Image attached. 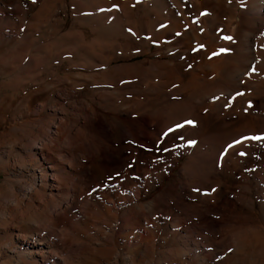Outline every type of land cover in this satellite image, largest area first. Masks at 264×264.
Here are the masks:
<instances>
[{
  "label": "rangeland",
  "instance_id": "1",
  "mask_svg": "<svg viewBox=\"0 0 264 264\" xmlns=\"http://www.w3.org/2000/svg\"><path fill=\"white\" fill-rule=\"evenodd\" d=\"M19 4L25 10L16 14V24L0 23V54L15 49L22 61L11 64H19L12 76L15 82L0 75V140L7 146L11 138L21 140L27 128L10 131L9 125L11 120L20 123L14 116L27 113L30 103L18 106L13 100L16 93L34 91L31 77L49 64L56 80L72 78L83 84L75 87L80 108L100 105L90 94L118 91L115 98L129 101L131 107L124 117L129 136L121 143L128 148L107 151L106 165L110 170L124 164L137 170L154 164L164 170L162 182H155L145 199L159 198L162 236L176 232L166 218L167 211H174L184 227L177 233L186 243L202 232L208 244L205 261L191 248L179 264H264V61L239 80L229 74L194 78L189 61L176 53L168 58L169 46L160 50L150 45V37L157 40L162 29L146 21L143 0H19ZM49 46L52 53L47 58L38 55ZM65 49L69 55L56 56ZM234 58L244 69L240 57L232 53L224 58L226 66L236 64ZM69 87L60 84L56 93ZM50 92H40L31 104L43 102ZM118 132L110 133L108 145L119 146ZM5 178L1 173L0 180ZM201 225L205 229L200 230Z\"/></svg>",
  "mask_w": 264,
  "mask_h": 264
},
{
  "label": "bare ground",
  "instance_id": "2",
  "mask_svg": "<svg viewBox=\"0 0 264 264\" xmlns=\"http://www.w3.org/2000/svg\"><path fill=\"white\" fill-rule=\"evenodd\" d=\"M143 5L146 21L162 29L157 40L150 37V45L160 50L169 46L167 57L172 59L176 53L189 61L194 78L229 74L239 80L264 61V0H143ZM24 10L19 0H0V23L14 26L16 14ZM44 50L38 55L52 53L51 46ZM230 53L240 57L244 69H239L235 58L236 64L226 66L224 58ZM16 55L15 49L0 54V75H14L19 64H11L19 60ZM4 63L7 68H2ZM52 67L49 64L33 74L34 91L12 98L18 106L30 103L27 113L14 116L20 123L9 121L10 131L27 128L21 140L11 138L8 146L0 140V174L6 177L0 180V264H179L191 248L205 261L208 244L202 232L186 243L177 233L184 230L181 219L167 211L176 232L163 237L159 198L145 202L151 186L162 182L160 166L130 170L124 164L110 170L106 165L107 151H127L121 143L129 136L124 117L131 112L130 102L116 99L118 91L90 94L92 101L98 97L100 105L80 108L75 87L83 84L72 78L56 80ZM60 84L70 87L56 93ZM48 89L46 100L31 104L32 98ZM48 111L51 116L46 119ZM116 131L119 146L112 147L107 139Z\"/></svg>",
  "mask_w": 264,
  "mask_h": 264
},
{
  "label": "snow or ice",
  "instance_id": "3",
  "mask_svg": "<svg viewBox=\"0 0 264 264\" xmlns=\"http://www.w3.org/2000/svg\"><path fill=\"white\" fill-rule=\"evenodd\" d=\"M188 123H192V121H188ZM177 127H181L180 125H178ZM254 139H260V137H253ZM238 143H239V141H238ZM242 155H243V153H242Z\"/></svg>",
  "mask_w": 264,
  "mask_h": 264
}]
</instances>
